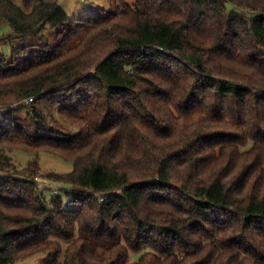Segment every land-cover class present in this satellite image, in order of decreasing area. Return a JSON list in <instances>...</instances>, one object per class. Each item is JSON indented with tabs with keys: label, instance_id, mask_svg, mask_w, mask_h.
Returning <instances> with one entry per match:
<instances>
[{
	"label": "trees",
	"instance_id": "obj_1",
	"mask_svg": "<svg viewBox=\"0 0 264 264\" xmlns=\"http://www.w3.org/2000/svg\"><path fill=\"white\" fill-rule=\"evenodd\" d=\"M115 2L0 0V42L44 51L0 66V111L26 112L0 126V264H264V0ZM40 154L71 164L43 176L61 194Z\"/></svg>",
	"mask_w": 264,
	"mask_h": 264
},
{
	"label": "rangeland",
	"instance_id": "obj_2",
	"mask_svg": "<svg viewBox=\"0 0 264 264\" xmlns=\"http://www.w3.org/2000/svg\"><path fill=\"white\" fill-rule=\"evenodd\" d=\"M15 5L22 7L23 0H10ZM57 4L64 10L67 16L76 22L96 17L99 15H104L108 12L115 11L119 9L115 0H56ZM136 0H126V4L130 9H134V4ZM248 18V15L240 12ZM61 33L58 36V33ZM65 33V30L61 28H51L47 26L42 32V40L45 41L50 47L57 45L61 39V36ZM10 34V29L8 25L3 24L0 26V38ZM41 45L40 37L38 38H27L20 41L12 43L0 42V66L2 61L9 62L11 60V52L13 48H24V53L20 56V59H24L29 55H43L44 51L40 52L39 48ZM25 110L18 109L12 115L6 111H0V126L5 127L9 125L10 119L13 116L14 118H24ZM10 156L13 158L15 164L18 168H23L26 163L32 160L33 156L28 155L23 152H12ZM39 165H40V175L33 177L34 182H36L39 189L46 192V195L49 197L51 195L61 194L62 189L68 188L64 184L53 183L45 178L44 175L48 173H68L72 170V166L69 163L62 161L61 159L48 155L40 154L39 155ZM35 179H37L35 181ZM64 202H67V198L62 197ZM141 252H130L129 253V263L136 261ZM48 258L46 254H37L33 257L24 259L22 261L14 262L12 264H47Z\"/></svg>",
	"mask_w": 264,
	"mask_h": 264
},
{
	"label": "built area",
	"instance_id": "obj_3",
	"mask_svg": "<svg viewBox=\"0 0 264 264\" xmlns=\"http://www.w3.org/2000/svg\"><path fill=\"white\" fill-rule=\"evenodd\" d=\"M32 102V99H28V100H26L25 102H24V104H29V103H31ZM37 179H35V181H36Z\"/></svg>",
	"mask_w": 264,
	"mask_h": 264
}]
</instances>
